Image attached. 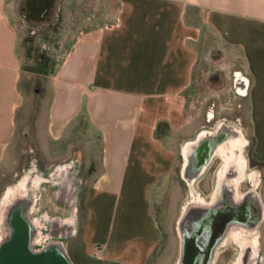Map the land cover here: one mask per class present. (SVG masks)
I'll return each instance as SVG.
<instances>
[{
    "label": "crops",
    "instance_id": "0c3cea01",
    "mask_svg": "<svg viewBox=\"0 0 264 264\" xmlns=\"http://www.w3.org/2000/svg\"><path fill=\"white\" fill-rule=\"evenodd\" d=\"M208 33L219 44L210 51V56L215 51L221 57L216 70L231 74L234 96L247 108L251 151L264 157V0H119L115 22L79 33L49 77L46 115L49 129L60 132L54 136L50 131L51 136L59 141L72 132L82 156L71 159L72 172L79 179L85 174L77 191L80 238L95 264H151L161 241L151 190L177 168L182 171L184 143L204 129L195 127L187 134L193 119L185 93ZM18 47L5 0H0V159L24 102ZM160 123L167 128L156 135ZM177 137L182 140L175 143ZM81 140L97 144L98 155H92L88 167ZM247 167L248 173L260 175ZM260 184L254 188L247 178L242 183L261 207L258 233L264 217ZM214 186L206 194L196 191L204 203L212 198ZM189 198L182 202L177 231ZM234 242L228 238L212 264L226 252L232 256L225 264H234L239 255ZM180 244L179 235L174 264Z\"/></svg>",
    "mask_w": 264,
    "mask_h": 264
},
{
    "label": "rangeland",
    "instance_id": "374dc122",
    "mask_svg": "<svg viewBox=\"0 0 264 264\" xmlns=\"http://www.w3.org/2000/svg\"><path fill=\"white\" fill-rule=\"evenodd\" d=\"M19 1L5 0V10L7 19L16 31L17 43L20 46L17 52L23 75L21 93L24 102L17 114L14 136L0 159V201L9 187L27 181L28 186L30 185L38 196L36 205L38 215L46 212L48 217L65 218L69 210L76 209V232L64 240L65 250L74 264H95L86 257L80 238L81 194L77 195L75 190L64 189L59 198L62 204H59L53 198L57 193V187L45 181L48 177L46 173H50L58 164L73 158L78 161L82 159L80 149L72 140V132L67 138H61L59 141H55L51 136V133L55 136L60 132L54 127L49 129L46 115L51 99L49 77L79 33L100 31L115 22L119 0H62L59 19L41 30H37L18 16ZM217 45L219 44L216 38L208 33L203 46H199L201 57L194 70L192 85L185 93L186 106L193 119V125L186 132L190 134L195 127L197 130L212 128L217 123H225L237 128L246 140L242 156L246 159L247 166L258 170L261 176L262 185L260 184L259 187V195L264 201V157L254 155L251 151L247 108L234 96L231 74L228 73V77L215 68L216 63L220 64L221 57L215 51L210 56V51ZM226 63L230 64V61ZM164 132L162 131V134ZM169 140L167 139V143H171L173 139L170 137ZM181 140L182 137H177L174 142ZM80 143L85 148V166L88 167L92 155L94 153L98 155L97 144L89 140H81ZM34 160L36 161L34 176L44 179L39 186H35L33 183L35 177L29 172L32 168L31 162ZM220 167V161H212L203 177L195 182L194 190L206 194L214 185ZM43 173L45 176L42 175ZM84 175V172L81 173L80 189L85 184ZM244 188L243 185L242 189ZM190 193L178 168L171 177L151 190L153 216L161 229V241L151 264H174L179 249L177 220L184 199L189 198ZM257 242L259 255L256 260H258L257 264H262L264 217L259 226ZM227 255L218 258L216 264H225L232 256L229 252Z\"/></svg>",
    "mask_w": 264,
    "mask_h": 264
},
{
    "label": "water",
    "instance_id": "95a60500",
    "mask_svg": "<svg viewBox=\"0 0 264 264\" xmlns=\"http://www.w3.org/2000/svg\"><path fill=\"white\" fill-rule=\"evenodd\" d=\"M18 16L26 22L19 13ZM210 132L213 131H201L182 147L181 175L189 187L190 196L194 194L195 197H192L182 209V217L178 225L181 239L178 264H212L217 247L228 231L223 222L236 221L237 218L247 216L246 210L239 207L247 204L246 199L240 203L233 202L229 194L224 200L226 207L221 210L218 201L210 206H203L200 203L202 199L194 190L195 182L203 177L204 172L215 159L216 150L230 137L227 131L216 134ZM232 169L237 172V168L233 165L230 170ZM33 180L35 186L44 182L41 177L36 176ZM37 200L35 191L30 185L25 184L23 189L12 193L3 204L0 201V240H4L1 246L0 264H73L65 250L64 240L73 234L74 222L69 219L48 218L43 213L40 220L48 221L53 227L68 228V231L60 236V239L42 235L39 230V219L36 216L32 219L30 217L32 212H37ZM251 200V232L254 234L261 220V207L257 200ZM256 259L257 255L253 248L243 245L240 264H255Z\"/></svg>",
    "mask_w": 264,
    "mask_h": 264
},
{
    "label": "flooded vegetation",
    "instance_id": "af4514ba",
    "mask_svg": "<svg viewBox=\"0 0 264 264\" xmlns=\"http://www.w3.org/2000/svg\"><path fill=\"white\" fill-rule=\"evenodd\" d=\"M61 1L62 0H20L18 3V13L20 14V16L23 17V19L28 24H30L33 27H36L37 30H41L42 28H44L46 26L54 24V22H56L59 19ZM219 125H225L227 127L232 128L235 132H238L240 134V136L242 137L241 132H239V130L237 128H235L233 125H227L225 123H217L212 128L211 127L210 128H204L203 131H206V130L213 131L215 128L219 127ZM217 159L220 160L221 166H222V159L220 157H218ZM213 161H216V158ZM73 162L74 161L70 160L69 163L66 164L64 167H62V166L55 167L50 173H46V176H48V177H47V179L45 178V181L51 182L54 186L57 187V193H56V195H54L53 198H54V201L59 203V204H62L61 200L59 198H60L62 191H65L64 189H66L67 191H71V190L74 191L75 190L76 192L78 190H80L81 181H80L79 177H77L75 175V173L72 172ZM245 162H246V159H245ZM35 166H36V161L34 160L31 162L32 168L29 169L31 176H34L36 174ZM246 166H247V163H246ZM220 169H221V167L217 171V176H216V181H215L214 192L212 194V198L210 199V201L208 203H204V201L202 199V205L203 206H210L213 204V202L215 203V201L216 202L218 201L219 202L218 206L220 207L221 210H223L226 207L224 205V200H225V198L229 197V194H231V199L233 202L235 201L237 203H240V201L246 199L245 202L247 204L243 205V206H239V207H241L243 210H246L245 213L247 214V216L244 218L242 217L241 219L237 218L236 221L223 222L224 227H226L228 231L224 235L222 243L219 244V246L217 247V250H216V254H217L221 248L226 246V240L228 238L233 239L235 241L234 242L235 245H237V247L239 248V255L237 257V259H238L239 256L241 255V248L237 244L238 243L237 241L239 240V238L241 236H247L249 233H251V222H252L251 214H252V212H251V208H250V202H252V200H251V194L252 193H249L248 190H244L242 192V196L241 197L238 196V187L242 186L244 179L238 187H235L234 183L232 181L228 185H221L219 182ZM42 175L45 176V173H43ZM259 176H258V178H259L258 182L260 183L262 181V179ZM253 181H254V178L251 177L249 182L252 184V186L254 185ZM22 182H24L26 184V186L28 185L27 181L26 182L22 181ZM259 183H258V185H259ZM192 197H195V195L194 194L191 195L188 201H190V199H192ZM214 197H215V199H214ZM68 212H69V214L65 218H62L60 216L48 217V218H59L61 220H64V219L72 220L74 222V226H73L74 230H73V234L71 236H73L74 233L76 232V221H77V217H76L77 213L76 212H77V210L76 209L69 210ZM44 214L47 215L46 212H44ZM41 215H38L37 212H32L30 214V217L32 219L34 216H36L37 219H39V222H40L39 223V230H40V233L42 235H48L52 239H60V236H63V234L66 231H68V228H64L62 226L61 227H53L50 225V223L48 221L45 222L43 220H40ZM3 242H4V240H0V254H1V246H2ZM226 255H227V252H226ZM237 259H236V261H237ZM235 262H234V264H235Z\"/></svg>",
    "mask_w": 264,
    "mask_h": 264
},
{
    "label": "bare ground",
    "instance_id": "6f19581e",
    "mask_svg": "<svg viewBox=\"0 0 264 264\" xmlns=\"http://www.w3.org/2000/svg\"><path fill=\"white\" fill-rule=\"evenodd\" d=\"M220 131H227L228 133H230V137H228V139L224 142V144L220 146L214 154V157L216 159L218 157L222 159V166L220 169V177H219L220 184L228 185L232 181L234 183V186L238 187L240 183L243 181V179L247 178L248 180H250L251 177H253L254 178L253 187L254 188L257 187L259 183L258 174L257 172L254 171L250 173L247 172L248 167L246 166L245 158L242 156V150L246 140L243 139V137H241L238 132H235L232 128L227 127L225 125H219V127L215 128L213 132H210V134H216L219 133ZM232 165L237 168V172L236 171L234 172L235 169L230 170ZM24 186L25 183L20 182L15 186L9 187L3 195L1 204H3L12 193L16 192L19 189H23ZM35 223L37 224L36 220ZM252 233L253 232L249 233L247 236H241L237 241L238 242L237 244L240 246V248H242L243 245L251 249L253 248V250L256 253L259 233L258 230H256L254 234ZM239 258L237 259L235 264H240Z\"/></svg>",
    "mask_w": 264,
    "mask_h": 264
},
{
    "label": "trees",
    "instance_id": "16d2710c",
    "mask_svg": "<svg viewBox=\"0 0 264 264\" xmlns=\"http://www.w3.org/2000/svg\"><path fill=\"white\" fill-rule=\"evenodd\" d=\"M167 128V125L165 123H160L157 127V131H156V135H158V133L160 131H164ZM70 258V257H69ZM72 261V260H71ZM73 263V262H72ZM74 264V263H73Z\"/></svg>",
    "mask_w": 264,
    "mask_h": 264
}]
</instances>
